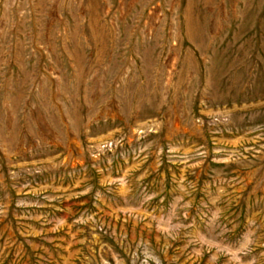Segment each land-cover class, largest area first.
Listing matches in <instances>:
<instances>
[{
	"label": "rangeland",
	"instance_id": "obj_1",
	"mask_svg": "<svg viewBox=\"0 0 264 264\" xmlns=\"http://www.w3.org/2000/svg\"><path fill=\"white\" fill-rule=\"evenodd\" d=\"M0 264H264V0H0Z\"/></svg>",
	"mask_w": 264,
	"mask_h": 264
}]
</instances>
